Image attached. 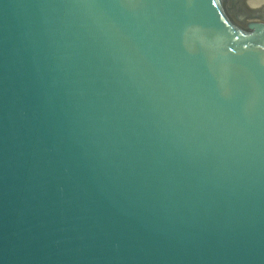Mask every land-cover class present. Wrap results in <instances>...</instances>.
Listing matches in <instances>:
<instances>
[{
    "label": "water",
    "instance_id": "1",
    "mask_svg": "<svg viewBox=\"0 0 264 264\" xmlns=\"http://www.w3.org/2000/svg\"><path fill=\"white\" fill-rule=\"evenodd\" d=\"M0 264H264V0H0Z\"/></svg>",
    "mask_w": 264,
    "mask_h": 264
}]
</instances>
